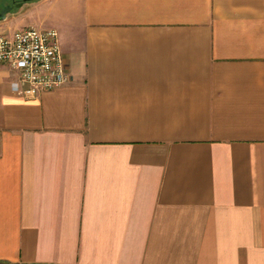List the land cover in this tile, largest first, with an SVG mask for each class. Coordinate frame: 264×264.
I'll list each match as a JSON object with an SVG mask.
<instances>
[{
  "label": "crops",
  "instance_id": "obj_1",
  "mask_svg": "<svg viewBox=\"0 0 264 264\" xmlns=\"http://www.w3.org/2000/svg\"><path fill=\"white\" fill-rule=\"evenodd\" d=\"M34 7L69 80L0 64V263L264 264V0Z\"/></svg>",
  "mask_w": 264,
  "mask_h": 264
},
{
  "label": "built area",
  "instance_id": "obj_2",
  "mask_svg": "<svg viewBox=\"0 0 264 264\" xmlns=\"http://www.w3.org/2000/svg\"><path fill=\"white\" fill-rule=\"evenodd\" d=\"M0 64L18 72L12 89L29 98L69 80L54 29L30 26L15 30L11 36L0 35Z\"/></svg>",
  "mask_w": 264,
  "mask_h": 264
},
{
  "label": "rangeland",
  "instance_id": "obj_3",
  "mask_svg": "<svg viewBox=\"0 0 264 264\" xmlns=\"http://www.w3.org/2000/svg\"><path fill=\"white\" fill-rule=\"evenodd\" d=\"M34 5V3L27 5L23 9L8 15L5 20L13 21L12 27L10 28H15L16 26H19V28L32 26L37 29H51L53 27L51 11L44 12L40 10V7L35 9L36 7H34Z\"/></svg>",
  "mask_w": 264,
  "mask_h": 264
},
{
  "label": "flooded vegetation",
  "instance_id": "obj_4",
  "mask_svg": "<svg viewBox=\"0 0 264 264\" xmlns=\"http://www.w3.org/2000/svg\"><path fill=\"white\" fill-rule=\"evenodd\" d=\"M38 1L39 0H0V12L6 10L5 16L7 18V16L13 12L23 9L27 5L35 4Z\"/></svg>",
  "mask_w": 264,
  "mask_h": 264
},
{
  "label": "water",
  "instance_id": "obj_5",
  "mask_svg": "<svg viewBox=\"0 0 264 264\" xmlns=\"http://www.w3.org/2000/svg\"><path fill=\"white\" fill-rule=\"evenodd\" d=\"M5 13H6V10H3L2 12H0V20L6 19Z\"/></svg>",
  "mask_w": 264,
  "mask_h": 264
},
{
  "label": "trees",
  "instance_id": "obj_6",
  "mask_svg": "<svg viewBox=\"0 0 264 264\" xmlns=\"http://www.w3.org/2000/svg\"><path fill=\"white\" fill-rule=\"evenodd\" d=\"M5 264H8V263H5Z\"/></svg>",
  "mask_w": 264,
  "mask_h": 264
}]
</instances>
